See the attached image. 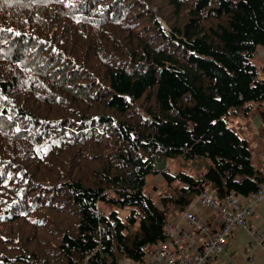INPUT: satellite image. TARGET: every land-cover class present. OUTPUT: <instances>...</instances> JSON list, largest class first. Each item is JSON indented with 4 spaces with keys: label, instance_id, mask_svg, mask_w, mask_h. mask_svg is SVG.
Instances as JSON below:
<instances>
[{
    "label": "trees",
    "instance_id": "trees-1",
    "mask_svg": "<svg viewBox=\"0 0 264 264\" xmlns=\"http://www.w3.org/2000/svg\"><path fill=\"white\" fill-rule=\"evenodd\" d=\"M259 48L264 0H0V264L143 262L169 205L257 192Z\"/></svg>",
    "mask_w": 264,
    "mask_h": 264
},
{
    "label": "built area",
    "instance_id": "built-area-1",
    "mask_svg": "<svg viewBox=\"0 0 264 264\" xmlns=\"http://www.w3.org/2000/svg\"><path fill=\"white\" fill-rule=\"evenodd\" d=\"M264 201V183L247 198L232 192L219 200L213 191L197 197L178 218L166 226L168 240L144 249V261L129 264H213L225 257L226 246L237 238L239 231L248 232L254 243L264 249V231L250 222L258 204ZM201 208H208L220 217L221 226L212 228L198 219ZM188 223L183 229L181 224ZM196 232V233H195ZM202 239L199 240L198 238Z\"/></svg>",
    "mask_w": 264,
    "mask_h": 264
},
{
    "label": "rangeland",
    "instance_id": "rangeland-1",
    "mask_svg": "<svg viewBox=\"0 0 264 264\" xmlns=\"http://www.w3.org/2000/svg\"><path fill=\"white\" fill-rule=\"evenodd\" d=\"M156 5H159L163 2V0H154ZM158 22L161 23V26L163 29L169 31V28L167 24L164 22V20L161 17H158ZM255 63L257 64L258 68L261 69V72L263 73L264 68V48H259L257 50ZM236 121L243 124V122L240 119H237ZM260 123V118H254L251 121V127L252 129H255V133H250L249 136L251 138V150L253 154V160L256 165V167H259L264 162V154L262 152V146L264 145V140L257 135L258 133V126ZM159 169L162 171L168 172L170 175H175L178 172H186L195 176H199L204 170H205V164L201 161H194L192 162H186L183 158H177V159H171V160H164L159 164ZM180 182H175L172 186L167 184V182L164 179V176L162 173L159 175H150L148 176L147 184H146V192L150 194L156 204L161 207V197L162 196H168V195H176L177 191L176 189L180 186ZM102 209L106 211V214L109 213L111 208L107 206L102 205ZM169 209V218L175 217L178 218L179 214L175 211V208L172 205L168 206ZM120 216L124 219L126 215L120 214ZM126 259L122 260L120 264H129L124 263Z\"/></svg>",
    "mask_w": 264,
    "mask_h": 264
},
{
    "label": "crops",
    "instance_id": "crops-1",
    "mask_svg": "<svg viewBox=\"0 0 264 264\" xmlns=\"http://www.w3.org/2000/svg\"><path fill=\"white\" fill-rule=\"evenodd\" d=\"M260 126H264L262 119H260L258 128ZM250 133H255V129H252ZM257 135H259V131ZM259 137L264 140L262 136L259 135ZM262 152L264 154V145L262 146ZM259 167L264 170V162ZM198 219L202 224H206L212 228H219L221 226L220 217L208 208L200 209ZM250 222L264 231V201L257 205L254 214L250 217ZM181 227L183 229L188 228V223L186 221L183 222ZM198 239L201 240L202 238L199 237ZM226 253L225 257L218 259L213 264H264V249L259 244L254 243L251 236L245 231H239L237 238L227 244Z\"/></svg>",
    "mask_w": 264,
    "mask_h": 264
},
{
    "label": "clouds",
    "instance_id": "clouds-1",
    "mask_svg": "<svg viewBox=\"0 0 264 264\" xmlns=\"http://www.w3.org/2000/svg\"><path fill=\"white\" fill-rule=\"evenodd\" d=\"M126 259H128V258H126Z\"/></svg>",
    "mask_w": 264,
    "mask_h": 264
}]
</instances>
